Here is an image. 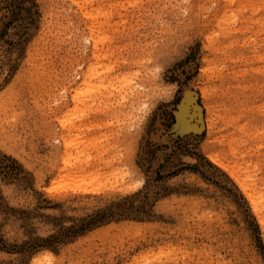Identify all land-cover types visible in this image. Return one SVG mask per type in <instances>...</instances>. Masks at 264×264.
<instances>
[{
    "label": "rangeland",
    "instance_id": "374dc122",
    "mask_svg": "<svg viewBox=\"0 0 264 264\" xmlns=\"http://www.w3.org/2000/svg\"><path fill=\"white\" fill-rule=\"evenodd\" d=\"M259 20L264 0H0V264H264L209 158L264 219Z\"/></svg>",
    "mask_w": 264,
    "mask_h": 264
},
{
    "label": "bare ground",
    "instance_id": "6f19581e",
    "mask_svg": "<svg viewBox=\"0 0 264 264\" xmlns=\"http://www.w3.org/2000/svg\"><path fill=\"white\" fill-rule=\"evenodd\" d=\"M258 23L261 24L262 26H264L262 20H259ZM203 97L209 98V96H208V90H206V89L203 90ZM208 109H209V111H208V116L206 118V122H207L206 127H207V129H209L211 131H214L215 130V120H216V118L214 117L215 114H214L213 106H211V104H209L208 105ZM66 147H69V145H66ZM209 158L213 162L224 166L228 170V172L230 173L231 177L236 181V183L239 185V187L241 188V190L243 191V193L245 194V196L248 198V200H249V202L251 204L252 209L254 210V212L259 217L260 223L262 224V226H264V219L260 215L261 210H260V205H259L258 199L256 198V196L252 192V189L250 188V186L247 184V181L245 179H242L241 178V175L238 174L239 172L237 171V169L235 167H229L227 165H224L223 161L221 160V158L219 157V155H218L217 152L211 153L210 156H209ZM76 188H78V187H76ZM82 190H84V189H82ZM36 258L35 257L33 258L34 262H35Z\"/></svg>",
    "mask_w": 264,
    "mask_h": 264
},
{
    "label": "snow or ice",
    "instance_id": "6c2138e0",
    "mask_svg": "<svg viewBox=\"0 0 264 264\" xmlns=\"http://www.w3.org/2000/svg\"><path fill=\"white\" fill-rule=\"evenodd\" d=\"M52 191V189H49V192H51Z\"/></svg>",
    "mask_w": 264,
    "mask_h": 264
}]
</instances>
